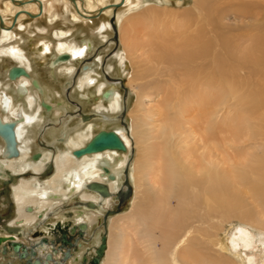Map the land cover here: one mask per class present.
I'll list each match as a JSON object with an SVG mask.
<instances>
[{
	"label": "bare ground",
	"instance_id": "obj_1",
	"mask_svg": "<svg viewBox=\"0 0 264 264\" xmlns=\"http://www.w3.org/2000/svg\"><path fill=\"white\" fill-rule=\"evenodd\" d=\"M107 1L110 0H76V3L69 0H0V16L4 22V28L0 27V120L2 123H15L16 148L19 152L13 155L0 135V174L10 171L18 175L19 180L12 188L18 212L16 220H13L14 226L25 230L32 228L40 216L47 218L50 211L77 194L83 200L97 201V195L86 192H90L86 185L92 182L106 183L112 193L117 192L122 187L124 171L129 168V180L135 189L134 199L132 197L134 216L122 222H114L119 215L110 219L109 246L102 264H202L205 259L198 253L200 250L197 251L201 246L196 247L197 242L194 241L198 234L204 239L205 232L201 228L196 230L195 226H189L188 222L201 225L204 219L202 212L207 213H203L205 218L210 216L212 220L213 202L218 205L224 202V198V203L229 202V192L224 187L241 178L253 199L264 209V151L259 148V152L257 146H251L254 155H247L251 160L242 157L247 167L243 170L235 167L239 175L235 179L223 170L225 162H221L218 157V151L222 148L219 146V136L224 132L239 139L238 143H252L261 147L259 143L264 141V32L227 34L229 30L220 24L225 9L230 5L238 10L243 9L245 13L250 12V3L237 4L245 0H194L192 11L183 10L186 14L170 15V21L160 18L156 10L150 7L142 9L141 20L131 23V27L136 25H133L136 34L138 26L147 23L144 31L147 30L149 35L148 41L146 35L145 42L140 37H134V34L124 32L127 28L124 29L125 20H122L125 12L140 10L142 1L114 0V4L106 5ZM110 10L116 19L120 46L127 56L140 55V59L135 61L136 73L130 79V84H135L136 101L129 107L128 96L125 99L117 85H107L104 81L107 74L104 73L105 78L94 70L102 64L103 56L97 52V42L105 44L108 36L114 37L111 22L99 23ZM65 13L69 14V22L76 28L81 22L80 25L88 29L96 27L97 23L104 35L100 34L102 37L95 40L96 37L86 34L78 41H73L74 28L65 29L56 25L55 30L48 31L40 23L46 18L55 22ZM129 30L132 28L128 27ZM79 31L82 33L85 30H76L75 33ZM112 39H109L111 44ZM107 46L105 48H110ZM62 55L70 57L56 63ZM89 57L96 59L89 64ZM9 63H12L11 67ZM33 64L39 67L48 65L53 78L55 70L66 76L72 73L77 64H82L80 72L88 73L81 79L78 77L80 80L77 83L75 75L80 73L77 72L71 79L74 83L69 82L66 86H77L80 102L95 106L90 115L95 114L97 117L91 122L87 120L89 122L86 124L81 117L83 123L76 127L70 126L68 121H60L59 130L52 133V136L58 134L60 138L53 137L51 147H47L53 153L35 151L32 142L37 133L42 135L52 132L46 122L59 121L57 114L55 119L51 117L56 106H65V101L60 91L49 103L50 95L45 92L48 87H41L39 79L34 78ZM114 73L120 74L121 70L117 69ZM122 76L120 74V78ZM151 76L157 78L159 85L157 88L151 85L147 90L158 89L159 100L146 107L149 93L143 89L146 86L143 81ZM165 78L168 79L162 84ZM44 85L48 86L47 83ZM35 88L46 99H41ZM91 88L94 90L91 91ZM245 108L247 114L242 112ZM124 109L125 116L129 117L126 130L122 128L121 118ZM69 115L72 118L75 116ZM50 126L57 130L54 124ZM244 128L248 133L241 136L240 132ZM126 132L128 135H125ZM107 133H114L120 144L94 147L98 138ZM134 145L137 149L135 155L132 150ZM49 164H53V173L49 179L45 178L47 180L39 179ZM27 171H33L36 175L31 174L32 177L28 176L30 179H25L28 178L25 176ZM214 196L222 201H214ZM173 197L178 206L171 210ZM199 198L211 208L206 211ZM144 202L153 206V216L143 219L139 211ZM193 212L196 215H191ZM187 214L189 219L186 222ZM91 217L80 214L78 219L94 225L96 216ZM242 217L264 231V216L254 218L244 214ZM115 226H119L118 242L110 253L113 237L109 231L116 230ZM171 228L177 229L179 234L169 239L167 237L171 236ZM212 228L210 225L205 231ZM157 230L162 234L161 249H158V240L155 238ZM6 241L8 239L3 238L0 243ZM203 242L199 245H204ZM141 244L145 247L139 249L145 250V255L137 248ZM224 244L230 254L241 255L244 252V264H255L251 250L256 248V239L244 224L231 226ZM262 244L264 246V241ZM5 262L0 259V264Z\"/></svg>",
	"mask_w": 264,
	"mask_h": 264
},
{
	"label": "rangeland",
	"instance_id": "obj_2",
	"mask_svg": "<svg viewBox=\"0 0 264 264\" xmlns=\"http://www.w3.org/2000/svg\"><path fill=\"white\" fill-rule=\"evenodd\" d=\"M141 1H142L141 2L142 5H141V7H139L140 10H134V11H127V12H125L122 20L123 21L125 20L124 21V24H123L124 25V29L127 28L126 30L128 31V27H129V29L132 28V30H129L128 31L129 33L127 31H124V32H126L129 35L134 34V37H140L139 39H142V41H145L146 35H147V39L146 40L148 41V35H149V33H148L147 30L144 31L145 30V25L147 26V23H144V24L141 23V26L140 25L138 26V30L139 29L142 30V28H143V30L142 31L139 30L140 32L137 30V33L136 34L133 31V28L136 27V25L133 24L134 27H133V25L131 27V23H133V22L134 23H138L136 21L138 19L141 20L140 17L143 15L142 14V11H141L142 9L143 10L144 9L146 10L147 7L148 8L150 7L154 11L156 10L155 12H157L156 14L160 18H166V20H169L170 21V17L172 15H175V14L182 15V12L192 11L193 8H194L193 7L194 0H183V2H181V3H178L176 0H141ZM114 3H115L114 0H110V1L105 2L106 5H108V4L109 5H112ZM249 3H250V5H252V9L250 10V12H247V13L243 12L244 11L243 9L238 10V8L231 7L232 5H230V4H229L230 7H227L225 9L224 17H222L220 19V21H221L220 24L221 25L224 24L223 26H226V27H224V29L225 30H229V32H226L227 34H240V33H245V35H246V34H249V33L254 34V33H260L261 31L264 32V0H255V1H253V0H245L244 2H237V4H240V5L249 4ZM167 9H169V10H167ZM166 10L169 13L166 12ZM183 10H185V11H183ZM227 10H229V11H227ZM140 13L142 14L141 16H140ZM105 14L103 15V19H101L99 21L100 25L102 23L104 24L105 21L111 22L112 20H114L116 22V19L114 18V13H113L112 10H110V12H108V14L107 13H105ZM183 14H186V12L183 13ZM132 15H134V16H132ZM63 16H65V17H63ZM107 16H108V18H107ZM46 19L47 20L49 19L48 20L49 22L46 21ZM46 19H42L40 21V23L48 31L55 30L54 27L56 25L57 26L59 25L60 28H62V27L64 28L65 27V29H68V28H71L72 29V28H74V35L72 36V40L73 41L74 40H77L78 41L82 36H84L86 34H88L90 36H93L94 38L96 37L95 40H99L104 35V33L101 34L102 31H100V25L97 24V23H96V27H93V28L88 29V28H83L82 25H80L82 23L81 22V23L78 24V26H77L78 28H76V25H73L71 22H69L70 21V16H69L68 13H65V14L61 15V17L59 19H57L55 22H52L50 18H46ZM68 23H70L72 25H70ZM80 29H83L85 31H82V33H81V31H79V33H75L76 30H80ZM110 31H111V28H110ZM22 32H23V30H22ZM172 32H174V30ZM117 34H118V27H117ZM107 38L112 39V36H108ZM109 39L106 41L105 44L104 43L97 42V52H100L101 55H103V56L99 55L102 58V64L99 67L94 68V70H96L99 73H101L102 76H105V74H107L109 81L107 80L106 76H105V78H106L107 81L105 79H104V81L107 83V85H117L118 88L120 89L122 95L124 97H125V91H124V89L126 88V90L129 91L127 93V96H128V107H129V106H131L134 103V101H136V94L134 93L135 91L133 89V86L135 84L131 85L130 84V79H132L133 78V75L136 73V70L137 69H136V66H135V61H138L140 59L139 58L140 55H137V56H133L132 57L129 54L127 56L125 50L122 49V46H120V41L119 40L117 41L118 42V45H116V43L114 41V37L112 39L113 40V44H111V42H109ZM107 45H109L110 48H108V49L105 48V47H108ZM149 50L150 49H148V51ZM120 51H122V52H120ZM96 54H98V53H96ZM155 54L156 53H154L153 55H155ZM52 57H53V55L50 56V60L52 59ZM132 58H133V60H132ZM87 59H86L87 60V63L89 62V64H90V63H93V61L96 58L89 57ZM134 59H136V60H134ZM107 63H109V64H107ZM15 64H18V63H15ZM0 65H2V64L0 63ZM3 65H8V64L3 63ZM11 65H12V63H9V67H11ZM115 65H117V66H115ZM152 65L150 67H152ZM35 66H38V65L33 64L32 69L33 70L35 69L34 70V73H33V76H34V78H38L39 79L41 87H43V88H45V86L48 87V89H45V92H47L50 95L49 103L52 102V99L54 98V95L57 92H60V91H62V97H63V99L65 101V104L64 105L66 107L65 106H62V107H57L56 106L55 112H54L55 114L53 113V115L51 117V119H55V115L57 114L59 121H52V122H49V123L46 122L47 123V127L49 125L48 128L51 129L52 132L49 131V133H45V134L43 133L42 135H40L39 133H37L36 136H35L34 142H32L33 145H35V151L36 150H39V151H42V153H46L47 151L48 152L50 151V153H53L54 151L48 149L47 147H51V142H52L53 137H54V136H52V133L54 134V133H56L59 130V128H60V126H59L60 121L63 122V123H65L66 121H68L69 124H70V126H75L76 127V126L79 125V123H83V122H82V119L81 118H79L78 116L77 117H75V116L77 114L79 115L80 113H83V114H86V115H90V113H92L93 110H95V108H94L95 106H93L91 104H85L83 102H80L81 100L79 99V95H77L78 94V91H76L77 86L76 87H71V85L66 86L67 83H69V82L72 81L71 80L72 77H74V75L77 74V72H80L79 69L81 68L82 64H80V65L77 64L76 65L77 67L76 66L74 67L75 70L73 69L72 73L70 72L69 73L70 75L67 74L66 76H62V73H60L58 70L57 71L55 70V72H54L55 78H53L52 73H51L52 71H51V69H50V67L48 65H46L44 67H39V66L38 67H35ZM37 68H38V70H37ZM162 68H165V67L162 66ZM117 69L121 70V73L120 74H121V76L123 75L121 78H120V74L119 73L118 74L117 73H114V71L117 70ZM107 70H110V71H107ZM125 70H127V71H125ZM82 72H80L78 75H75L76 78H77V83H78V81L81 78L85 77L86 74H88V73H85V72H84L85 74H83ZM0 73H2V69L1 68H0ZM166 74L168 75V73H166ZM81 76H83V77H81ZM181 76H182V73H181ZM78 77H80V79ZM113 79H117V80H121V81L120 82H118V81L116 82ZM167 79L168 78L162 79L161 83L162 82L166 83L165 80H167ZM157 81H158L157 78L154 77V76H151V77H149V78H147L146 80L143 81V84L146 85V86H143V89L145 90V92H148L149 93V98H147L146 101H145V106L146 107H148L151 104L156 103L159 100L158 93H157V90L158 89H154L155 87L157 88L158 85H159V82H157ZM44 83L45 84L47 83L48 86L47 85H44ZM151 85L154 88L152 89V91H148L147 90V87H149ZM140 86H142V85H140ZM56 88H57V90H55ZM92 90H94V89L91 88V91ZM35 91H36L37 95L41 99L42 98L43 99H46L43 95H41L39 93L38 89L35 88ZM56 97H58V95H56ZM95 102L96 101L94 100V97H93V104H95ZM67 106H69V107H67ZM122 107H123V98H122V103H121V109H122ZM57 111L59 112V114H58ZM237 111H238V109H237ZM243 111L246 114L248 113L247 112V108H245V110H242V112ZM69 114H75L74 118H72V116L69 115ZM233 116H234V113H233ZM0 117L2 118V114L1 113H0ZM128 119H129V117L125 116V118H124L123 121H124V123L126 125L123 124L124 127L122 126V128H124V129L127 128L126 126L129 125V120ZM89 121L91 122V121H93V119H91ZM89 121H84V123L86 124ZM51 123L54 124V126L57 127V130H55L54 127L50 126ZM121 125H122V123H121ZM247 133L248 132H247V130L245 128H244V130H242L240 132L241 136H243L244 134L246 135ZM57 135L58 134H56L55 137ZM125 135H128V133L126 132ZM57 137L60 138V136H57ZM230 137H232V139H230ZM235 140H237V141H235ZM219 141H220V144H221L219 146L222 147L218 151L219 160L221 162L222 161L225 162L226 167L224 166L223 167V170L226 171L227 173H229L232 179L238 178V176H239L238 173H237V171H236V169H235V167H237V169H242V170L245 169V167H247V164L246 165L244 164V163H247V162H243L241 160L242 157L244 159H250L251 160V157H248L247 155H250V156L251 155H254V152L250 149L251 146H254V147L257 146L258 147V150L260 148V150L262 149V151H264V141L263 142L260 141L259 144H261V147L259 145H253L252 143H238L239 142V139H236L235 137H233L231 135V133H228V132H224L222 135L220 134ZM60 144L61 143H59V145ZM248 144H250V145H248ZM56 146L57 145H55V148H56ZM132 147H133L132 148L133 154L135 155V153L137 152V149L134 148L135 145L132 146ZM57 148H58V146H57ZM260 150H259V152H261ZM0 160H2V154L1 153H0ZM250 160H247V161L249 162ZM132 161H133V159H132ZM230 183L231 184L228 185L227 188L224 187L225 191L227 190V192H229V193L231 191H235L233 193L231 192L232 194L231 193L230 194L229 193L227 194L228 197H229V202H227V203H229V205L227 203H224V202H226L225 201V198H224V202H221L222 200L219 201V198L216 197V196H214L213 197L214 198V201H217V202L219 201L221 203H219L218 205H216V203L213 202L214 205L213 206L211 205L212 207H214L212 209L213 211L211 210L212 211V214H211L212 215V218H211L212 220H210V216L205 218L204 216H206V215L205 214L203 215V213H206V212H202L201 213V216L205 220H207L208 222H206V221L204 222V219L202 217L201 218L203 219V221L201 222V225L200 224H198V225L196 224L195 225V224L192 223V221H189L188 222L189 226H192L193 225V226L196 227V230L198 228H201V230H203L205 232V233H203V236L205 237L204 239H201L202 237L199 236L200 234H198L195 237L196 240L194 239L195 240L194 242H197L196 247L201 246V247H199L197 249V251L200 250V251H198V253L201 255V257L203 259H205V260L202 261V262H204L202 264H244V261L246 259L244 252L241 255L230 254L225 249V244H224L226 242V238L230 234V227L231 226H235L236 227V226H239L241 224H244L246 227H248V229H250L252 231V233L254 234V236H255V239H256V245L255 246H256V248L251 250V252L253 253V260H254L255 264H264V257H263L264 256V246L262 244V241H264V231L260 227H258L256 225H253V224H250V222L249 223L246 222V220H243V217H242L244 214H250L254 218L255 217H261V216L263 217L264 214L263 215H261V214L264 213V209H263V207H261L257 203V201L255 200V198L253 199V197L251 196L252 193L251 192L249 193L248 188H246V186L242 183V179L241 178H238L237 181L236 180L235 181H231ZM131 185L133 187V199H134V195H135L134 194V190L135 189H134V186H133L132 182H131ZM236 190H237V193H236ZM222 196L224 197V195H222ZM139 197H141V196L139 195ZM235 198L237 199V201H235L236 200ZM133 199L131 200L129 210L127 212H125L124 214H121L119 216L117 215L118 217H116L117 219H115L114 222H122L123 220H128L129 218H132L134 216V212L132 210L133 209L132 208L133 207L132 206ZM143 199H145V198L143 197ZM221 199H222V197H221ZM140 201L141 200L139 198V202ZM144 201H146V200H144ZM171 201H172L171 202V206H172L171 207V210L172 209L174 210V208H176L178 206L177 200L173 197V198H171ZM199 202H200V204L203 202L202 203L203 204L202 206H204L203 208L206 209V211H207V208H211V207H209L210 206L209 204H205L206 202L203 201L200 198H199ZM140 203L142 204L143 202H140ZM205 205H206V207H205ZM220 207H223V208L220 209ZM217 210L219 211V213H218ZM220 211H222L221 214H220ZM135 212H137V211H135ZM139 212H140V216L143 219L145 217H152L153 216V213H152L153 212V206L150 205V204H148V203L145 204V202H144V204L141 205ZM245 212H247V213H245ZM192 214H193V216L196 215L194 212L191 213V215ZM259 215H261V216H259ZM188 219H189V215L187 214L186 217H185V221L187 222ZM263 220H264V218H263ZM182 223H184V222H182ZM143 225H144V223H143ZM210 225H211V228L212 227H215V228L214 229L212 228L210 230L205 231V229L207 227L209 228ZM109 226H108V229H109ZM119 226H120V223H119ZM205 226H207V227L205 228ZM115 227H116V230H114V231L111 230V232L109 231V234L111 233V235H112L111 238L113 237L112 238L113 240L111 241L110 253L112 251V247H115V245L118 242L117 241V239H118V233H117L118 232V227L117 226H115ZM141 228H142V230L144 229L143 227H141ZM155 233H156L155 238L158 240V243H157L158 244V249H161L163 247L162 246V243H161L162 238H160L162 236V234H161V232L159 230L155 231ZM170 234H171V236L167 237L169 239H171V237H173L174 235L179 234V232H178L177 229L171 228ZM137 239L138 238H136V240ZM258 239H259V241H258ZM136 240H135V242H136ZM202 240L204 241L203 242L204 245H199V244H202ZM108 241H109V238H108ZM198 242H200V243H198ZM138 243H136V244H138ZM108 244H109V242H108ZM144 247H143L142 244L140 246L137 245V248L138 249L139 248L140 249H142V248L144 249ZM140 251L144 255L146 254V251L145 250H140ZM146 261H147V259H146ZM14 264H18L17 261H15Z\"/></svg>",
	"mask_w": 264,
	"mask_h": 264
},
{
	"label": "flooded vegetation",
	"instance_id": "obj_3",
	"mask_svg": "<svg viewBox=\"0 0 264 264\" xmlns=\"http://www.w3.org/2000/svg\"><path fill=\"white\" fill-rule=\"evenodd\" d=\"M46 171L47 167H45L44 172H42L40 178H38H48V176L46 177ZM27 172L36 175L33 171ZM31 177L25 179H30ZM0 180H8L5 171L0 174ZM18 180L19 179H17V182ZM16 184L13 183L9 186L11 187V194L9 191H6L5 188L0 190V237H2L0 240L3 238L8 239L5 243H0V259L5 260V264H14L15 261H17L18 264H91L96 255L95 248L101 241L104 219L103 215L75 204V199L84 202H89V200H83L80 195L77 194L76 197L66 201L57 209L50 211L47 218L43 219L40 216L38 222L35 223L32 228L25 230L19 226H14V221L18 216V212L16 202L13 198L12 188ZM86 192L92 194L91 192ZM9 200L13 204L12 207L9 206ZM96 200L97 201H90L98 203V197ZM112 205V200L106 199L105 209H111ZM80 214L91 215L92 217L96 216L97 220L94 225L87 220L79 221L78 217ZM121 214L123 213H118L117 215ZM117 215L108 218V225L110 219ZM59 217L61 219H59ZM9 227L20 228L22 235H10L7 231ZM9 241H16L26 245L28 247L27 256L21 259L19 254H16L9 248ZM84 260L86 261L84 262Z\"/></svg>",
	"mask_w": 264,
	"mask_h": 264
},
{
	"label": "water",
	"instance_id": "obj_4",
	"mask_svg": "<svg viewBox=\"0 0 264 264\" xmlns=\"http://www.w3.org/2000/svg\"><path fill=\"white\" fill-rule=\"evenodd\" d=\"M72 3H76V0H69ZM117 8V7H116ZM111 25L113 27L114 31V41L116 45H118V34H117V25L114 20L111 21ZM0 27L4 28V22L0 16ZM69 55H62L57 58L56 63L59 61H66L69 59ZM108 78V77H107ZM120 82L121 80H114ZM125 91V99L127 97L128 90L126 88ZM126 109V108H125ZM125 109L124 112L121 115L122 121L124 120L125 116ZM79 117L84 120H90L97 115H86L83 113L79 114ZM124 125V121L122 122ZM15 123H2L0 120V135H2L7 143V145L10 147L11 151L13 152V155H18L19 152L16 148V133L14 130ZM116 143L120 144L119 138L114 133H107L103 134L101 137L98 138V141L94 144V147L97 146H115ZM54 171L53 164H49L47 166V175L46 177L50 176ZM8 180H0V190L5 188L6 191H9L11 194V183H15L18 179V175H13L10 171H6ZM32 173L25 174L26 177L31 176ZM86 189L89 190L91 193L97 195L99 201L98 203H94L92 201L84 202L79 201L78 199H75V204L79 207H84L88 210H93L101 215H103V233L101 234V241L100 244L95 248L96 255L94 256L91 264H101L102 259L105 255V252L107 250V233H108V218L111 216H115L118 213H124L128 210L129 204L131 202V199L133 197V187L129 180V168H126L124 171V181L122 182V187L117 192L112 193L110 190V187L106 183H100V182H92L86 185ZM111 199L113 202L111 209H105V201L106 199ZM9 206H13V204L9 200ZM83 227V226H81ZM10 235H19L21 236L22 231L20 228H14L9 227L7 229ZM75 231V229H74ZM72 231V232H74ZM9 248H11L16 254H19L21 259L25 258L28 253V247L22 243L16 242V241H9ZM22 254V255H21ZM86 260H84L85 262Z\"/></svg>",
	"mask_w": 264,
	"mask_h": 264
}]
</instances>
